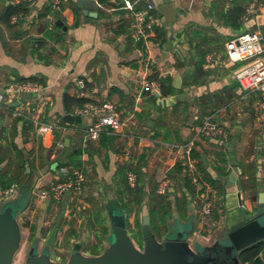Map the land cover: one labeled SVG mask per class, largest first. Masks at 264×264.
<instances>
[{
	"label": "crops",
	"instance_id": "0c3cea01",
	"mask_svg": "<svg viewBox=\"0 0 264 264\" xmlns=\"http://www.w3.org/2000/svg\"><path fill=\"white\" fill-rule=\"evenodd\" d=\"M149 2L155 4L154 33L147 43H135L129 11L118 1L0 0V15L5 5L26 3L28 8L14 14L19 16L16 23L10 20L6 24L0 19V88L24 81L43 86L39 92L4 94L0 102V172L10 171L22 182L34 178V187H47L56 182L62 164L80 163L79 167L87 169L88 174L83 191L106 201L105 212L99 208L95 211L100 223L107 226L106 214L108 228L112 226L106 205L115 200L121 211L129 213L132 230L139 229L137 220L142 227L143 207L149 206L124 204L127 173L135 169L146 192L158 188L159 182L168 177L172 206L166 225L161 226V236L156 233L159 240L166 238L173 227L184 231L191 226L190 241L211 244L215 240L212 225L222 227L236 221L237 213L231 212L237 205L232 188L242 193L243 203L250 210L257 207L260 194H264V128L258 124L260 92L245 91L236 78L238 64L225 59V43L230 39L252 30H260L264 35V3L243 0L246 16L240 22H231L225 13L233 9L235 0H140L138 7L145 8ZM164 4L173 5L171 22L166 21ZM49 13L55 17L51 30L46 21ZM58 20L63 21L62 27L57 25ZM47 33L53 36L49 38ZM210 54L214 58L207 63ZM177 74L182 79L180 88L174 86ZM143 75L150 80H164L166 92L143 91ZM88 101L117 104L123 118L134 113L129 130L136 136L134 140L119 139L107 132L85 146L87 118L68 123L63 117L73 115L74 109ZM16 108H22L26 117L15 116ZM207 115L214 116L227 130L228 137H199L195 143L198 163L202 161L204 166L199 168L203 181L208 183V172L220 185H210L208 194L213 197L214 210L203 221L200 208L204 193L190 194L185 188L184 174L174 173V178L170 177L178 160L169 145L192 139L196 125ZM38 123H54L58 127L39 135ZM59 141L64 143L62 148H57ZM54 163L58 164L56 170L43 172ZM220 168L227 174H222ZM13 184L19 185V192L9 200H18L23 185ZM89 199L83 205L89 206ZM52 204H38L32 198L18 217L22 239L27 236L46 240L51 229L57 227L58 240L64 228L70 248L57 244L55 249L57 257L65 259L76 242L83 244L87 255H94L93 246L102 251L107 247V234L103 228L94 231L92 215L86 217V222L84 217L71 221L78 212L71 199L56 203L60 204L59 212L51 213ZM204 222L207 224L203 227ZM261 257L264 262V253Z\"/></svg>",
	"mask_w": 264,
	"mask_h": 264
},
{
	"label": "built area",
	"instance_id": "2783aa9c",
	"mask_svg": "<svg viewBox=\"0 0 264 264\" xmlns=\"http://www.w3.org/2000/svg\"><path fill=\"white\" fill-rule=\"evenodd\" d=\"M33 2L34 0H24ZM118 1L123 8L129 11L131 37L135 43H147L154 33V18L152 11L155 4L149 2L145 8H139L140 0H113ZM57 4H53L56 8ZM19 20L18 15L11 18L12 23ZM47 28L49 30L55 27V17L52 13L46 16ZM214 55L206 57L207 63L213 61ZM225 59L230 64H238L236 78L240 86L249 93L260 92L258 124L264 128V35L260 30L244 32L225 43ZM142 90L152 94L160 93L161 82L150 80L146 75L142 76ZM82 84V82H81ZM43 88L42 84L34 81L12 82L5 89L0 88V102L4 94H23L39 92ZM140 97H138V101ZM15 116L26 117L25 111L16 108ZM73 115L87 118L83 143L85 146L91 142L98 141L100 137L110 132L119 139L128 140L136 137L131 133V120L135 117L132 113L128 118L122 117V111L114 103H100L88 101L83 106L74 109ZM58 126L54 123H38L37 132L39 135L51 133ZM195 136L190 140L174 142L169 148L174 152L178 163L184 167V173L188 175L192 183L198 187V190L204 188V198L200 208V214L203 221H207L214 210V201L211 194V186L203 181L198 169V159L193 156L197 138L206 137L211 139H226L227 130L215 120L213 115L205 116L202 121L195 127ZM64 146L63 141L57 143V148ZM86 171L79 166L62 164L58 169L57 180L47 187L36 185L33 190L35 203L44 202H62L65 198H70L72 202L82 193L87 182ZM128 185L132 188L138 183V175L135 171L127 173ZM171 180L165 177L159 182L158 194L165 195L169 191ZM207 190V192H206ZM19 192V185L13 184L8 188L0 189V200H9L14 198ZM67 193H71L68 197ZM200 196V194H199ZM207 222H204L206 226ZM139 246V245H138Z\"/></svg>",
	"mask_w": 264,
	"mask_h": 264
},
{
	"label": "water",
	"instance_id": "95a60500",
	"mask_svg": "<svg viewBox=\"0 0 264 264\" xmlns=\"http://www.w3.org/2000/svg\"><path fill=\"white\" fill-rule=\"evenodd\" d=\"M162 9L166 21H173L175 13L173 5L164 4ZM57 25L62 27L63 21L58 20ZM181 82V75L177 74L174 86L180 88ZM63 119L68 123L81 122V116L71 114H66ZM236 190V188L230 190L237 199V205L231 209V212L237 213L236 221L216 227L214 242L211 244L199 242L200 246L191 244L189 238L192 233L191 226H187L184 231L179 230V227H173L166 238L157 239L147 205L143 207L142 212L141 229L144 244L143 247L136 245L128 233L129 213L121 211L117 201L111 200L106 205L112 221L111 230L107 235L109 245L98 255H87L83 252V244L76 242L72 245L65 264H232L233 261L239 262L241 252L256 243L264 242V194H260L257 207L250 210L243 203L242 193ZM15 213V208L9 204L0 207V264H13L21 245L19 216L16 217ZM58 231L59 229L54 227L42 247H39L40 242L36 240L25 264H58L51 257L49 249H45L56 245Z\"/></svg>",
	"mask_w": 264,
	"mask_h": 264
},
{
	"label": "trees",
	"instance_id": "16d2710c",
	"mask_svg": "<svg viewBox=\"0 0 264 264\" xmlns=\"http://www.w3.org/2000/svg\"><path fill=\"white\" fill-rule=\"evenodd\" d=\"M260 2L264 3V0H258ZM242 3L243 0H235V4L233 6V9H231L229 11V13L226 15L225 13V17L227 18L228 21H239L243 16H246L247 14V8H243L242 7ZM27 4L26 3H18L17 5H5L1 15H0V19L6 23L9 24L10 20L12 18V16L20 11H27ZM57 28V27H56ZM52 33H47V37H52ZM205 56V53H204ZM202 63V61L200 62ZM161 84H162V88H161V92H166V89L164 88V80H161ZM193 156L195 158H198V154H196L193 151ZM221 161L224 162L225 159L221 156ZM77 166H80V163L75 164ZM203 163L202 161H199L198 163V169L201 168L202 169ZM21 171L24 170L23 165L20 167ZM223 169V170H222ZM131 171H135V169H130ZM220 170H222V174L226 175L227 172H225L224 168H220ZM10 171H5V172H0V187L2 188H8L11 186V184L13 183H19L21 185H24L26 182H22V180L18 177H14L11 176ZM137 173V172H136ZM174 173H179L184 174L185 178V188L189 191L190 194L195 195V193H199L201 195H203L204 193V188L198 190V187L196 185H194L191 181V179L184 173V167L180 164L177 163V165H175V168L172 170L170 177L174 178L173 174ZM205 179L208 181V183L214 187V188H219V181L216 180L215 178H213L211 176L210 173H206L205 174ZM124 184L126 185V191L124 193H126L127 195V202L125 201V205L127 204H132L133 202L139 206V208H142L143 204H148L149 206V212H150V216H151V222H152V227L153 230L156 232L161 233V226L166 225V218L170 215V211H171V202L168 199V197L170 195H172L171 192H167L166 195H160L158 194L156 189H150L149 192H146L143 185H141L140 180L138 179V183L136 185V187L132 188L128 185V181L127 178L124 181ZM129 198V199H128ZM183 200H186V195L182 196ZM178 199V198H177ZM182 205L185 207V201L184 203L182 202ZM127 209L129 211H133L132 208H128ZM136 226L138 228H140L141 230V223L139 220L136 221ZM102 230L104 231V234H108L109 233V228L105 225H102ZM92 254L94 255H98L101 253V249H99V247L97 246H93L92 247ZM262 253H264V242H259L256 243L252 246H250L249 248H247L246 250H244L243 252L240 253V261L241 264H264L263 259L261 257Z\"/></svg>",
	"mask_w": 264,
	"mask_h": 264
},
{
	"label": "rangeland",
	"instance_id": "374dc122",
	"mask_svg": "<svg viewBox=\"0 0 264 264\" xmlns=\"http://www.w3.org/2000/svg\"><path fill=\"white\" fill-rule=\"evenodd\" d=\"M57 167H58V164L57 163H54V164H52L51 166H49V167H47L46 169H44L43 170V172H46V171H49L50 169L51 170H56L57 169ZM85 170V169H84ZM87 170V169H86ZM85 170V171H86ZM87 172V171H86ZM88 175V174H87ZM88 177V176H87ZM35 179L33 178V179H30L27 183H26V185H24L23 187H21V189H22V191H21V194H20V197H19V199L18 200H9V201H3V200H0V207L1 206H4V205H6V204H9V205H11V206H13L14 208H15V211H16V213H15V215H16V217H18L21 213H22V211L24 210V209H26L28 206H29V204L31 203V201H32V198H33V193H32V190H33V187H34V185H35V181H34ZM88 183V181L86 182V184ZM86 186V185H85ZM87 194H88V192L86 193L85 191H83V193L80 195V197L78 196V198L77 199H75V201L73 202V206L75 207V209H76V211H78L77 212V216H76V218L74 217V218H72V220L71 221H75V219L76 220H78L79 218L80 219H82L83 217H84V219H85V222H86V217H88V216H90V215H92L93 216V220H95L94 221V223H96V225H94V226H92L93 228H94V231L95 230H97V231H100V229H102V223H100L101 222V220L99 221V219H98V217H96V209H102V210H104V212H105V203H106V201H103V199H102V201H101V199H99V196H98V198L95 196V195H92L91 194V196H89L90 194H88V196H87ZM101 197H103V196H101ZM89 198H91V200H92V203H90V205L89 206H87V205H83L87 200H90ZM105 198V197H104ZM69 199L70 198H65L64 200H63V203H66V202H68L69 201ZM78 206H80L79 208H77ZM84 206H85V208H84ZM52 207H53V210L51 211V213H55V212H59L60 211V204H56V203H54V205L52 204ZM79 209V210H78ZM55 211V212H54ZM61 213V212H60ZM105 217H104V220H105V222H106V224H107V227H108V224H109V220H108V217H107V215L105 214L104 215ZM52 217V216H51ZM62 221H63V224L65 223V218L62 216ZM68 220V218H66V221ZM83 220V219H82ZM191 220V219H190ZM189 220V223L191 224V222H192V220L190 221ZM25 222H27V223H29V221L28 220H26ZM84 222V223H85ZM98 222V223H97ZM67 223V222H66ZM19 225H20V223H19ZM21 227V226H20ZM76 227V226H75ZM129 228H128V233H129V236L130 237H132V239L134 240V242H135V244L136 245H140V246H142L143 247V244H144V238H143V235H142V229L140 230V228L138 229V230H132L131 228H130V226H128ZM216 225H212V228H213V230H215L216 229ZM52 230V229H51ZM110 230H111V227L109 228V232H110ZM101 233H102V230H101ZM156 233H158L159 235H160V233L159 232H155V234ZM93 234V232L90 234V237H91V235ZM109 234V233H108ZM107 234V235H108ZM107 235H106V240L107 241H109V239H107ZM161 236V235H160ZM156 237H157V239H159L158 238V236L156 235ZM36 238H33V239H31V238H28L27 236H25L23 239H22V234H21V245H20V248H19V250H18V252H17V254H16V256H15V259H14V261H13V264H25V262H26V259H27V257H28V252L30 251V249H31V247H32V245H33V243L36 241L35 240ZM42 240V241H41ZM58 240H59V242H58ZM57 240V242H56V245L54 246V247H50V248H45L46 250H48V251H50V253H51V257L55 260V261H57L58 263H60V264H63L64 263V258H61V259H58L57 258V256H58V252H57V250L55 249V247L57 246V244H58V247L59 246H62V247H64V248H70V241H69V238H68V234H67V230H65L64 228L61 230V233H60V238ZM38 241H41V242H43V243H40V245H39V247H42L43 245H44V243H45V240L44 239H38ZM60 243V244H59ZM191 244H195V245H197V246H200V243L198 242V241H191ZM109 245V244H108ZM107 245V246H108ZM84 247H86V249L89 247L88 246V244H84ZM40 249V248H39ZM89 249V248H88ZM106 249V248H105ZM104 249V250H105ZM103 250V251H104ZM102 251V252H103ZM68 252H70V251H68ZM101 252V253H102ZM67 254V253H66ZM232 264H241V261H240V258H239V262L237 261L236 263H235V261H233V263Z\"/></svg>",
	"mask_w": 264,
	"mask_h": 264
},
{
	"label": "flooded vegetation",
	"instance_id": "af4514ba",
	"mask_svg": "<svg viewBox=\"0 0 264 264\" xmlns=\"http://www.w3.org/2000/svg\"><path fill=\"white\" fill-rule=\"evenodd\" d=\"M140 246V245H139ZM141 247V246H140ZM28 254H29V252H28ZM58 259H61V258H59V257H57ZM68 259V258H67ZM67 259H65L64 258V263L63 264H65L66 262H67ZM54 260V259H53ZM57 262V261H56ZM58 263V262H57ZM58 264H60V263H58Z\"/></svg>",
	"mask_w": 264,
	"mask_h": 264
}]
</instances>
